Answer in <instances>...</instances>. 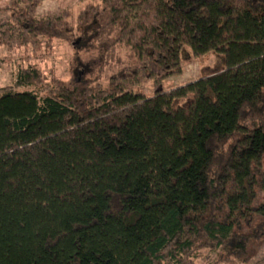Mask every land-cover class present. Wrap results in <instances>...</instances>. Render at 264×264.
<instances>
[{
  "label": "trees",
  "instance_id": "16d2710c",
  "mask_svg": "<svg viewBox=\"0 0 264 264\" xmlns=\"http://www.w3.org/2000/svg\"><path fill=\"white\" fill-rule=\"evenodd\" d=\"M42 1L11 14L0 47L81 35L102 66L123 47L140 69L0 92V264H248L264 244V0H98L74 21L36 17ZM184 47L223 69L126 88L180 74ZM42 81L26 69L16 84Z\"/></svg>",
  "mask_w": 264,
  "mask_h": 264
},
{
  "label": "rangeland",
  "instance_id": "374dc122",
  "mask_svg": "<svg viewBox=\"0 0 264 264\" xmlns=\"http://www.w3.org/2000/svg\"><path fill=\"white\" fill-rule=\"evenodd\" d=\"M27 0H0V32H7L15 27L12 23L11 14L20 7H24ZM98 0H43L37 7L36 17L43 18L50 15L54 18H61L63 14H69V20L74 21L79 10L87 3H97ZM16 28V27H15ZM79 41L67 43L55 41L52 49H33L31 45L16 47L12 50L5 46L0 47V92L11 90L12 92H33L44 94V88L53 79L67 81L74 75H81L85 78L96 81L103 88H106L109 79L122 69H140V65L131 61L129 51L121 47L117 52L119 64L111 63L102 66L101 53L92 45L87 36L79 35ZM37 48V47H36ZM181 72L178 75L168 77L162 81H154L145 78L141 73L138 83L126 85V88L134 94L144 97H151L157 90L167 92L175 87L182 86L208 76L224 67L223 57L217 53L210 52L201 57H194L188 47L181 52ZM34 69L43 77L42 84L30 86H18L16 84L18 74L22 70ZM45 85L43 86V84ZM43 89V90H42ZM185 100L179 101L184 103ZM261 173L264 175V156L260 163ZM264 200V188L257 189L256 204ZM255 255L248 264H264V244L254 245L250 248ZM202 256L207 255L203 251ZM215 260V255H209ZM196 264H204L198 260ZM240 264V263H236Z\"/></svg>",
  "mask_w": 264,
  "mask_h": 264
}]
</instances>
